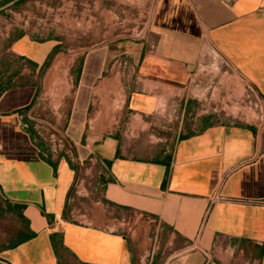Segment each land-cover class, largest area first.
I'll list each match as a JSON object with an SVG mask.
<instances>
[{"label": "crops", "instance_id": "obj_1", "mask_svg": "<svg viewBox=\"0 0 264 264\" xmlns=\"http://www.w3.org/2000/svg\"><path fill=\"white\" fill-rule=\"evenodd\" d=\"M17 1L1 0L0 9ZM114 7L131 36L68 64L74 83L63 133L72 161L45 160L31 137L37 84L0 92V262L264 264V0ZM58 48L54 38L20 33L7 52L37 72ZM55 57L57 69L66 63ZM195 103L204 109L190 120ZM87 162L99 165L102 205L142 217L154 240L144 231L133 243L117 217L73 218L69 196ZM6 217L16 223L10 229Z\"/></svg>", "mask_w": 264, "mask_h": 264}, {"label": "rangeland", "instance_id": "obj_2", "mask_svg": "<svg viewBox=\"0 0 264 264\" xmlns=\"http://www.w3.org/2000/svg\"><path fill=\"white\" fill-rule=\"evenodd\" d=\"M114 3L115 0H22L0 9V79L14 86L21 83L38 85L37 98L29 109L28 122L35 141L44 144L47 150L50 148L59 153L67 149L72 151V148L67 147L63 133L66 104L70 101L74 83L69 77L68 64L74 60L72 65L76 67L87 50L107 41L131 36L130 22L126 24L125 16L116 15ZM127 19H130V15ZM20 33H27L34 40L54 38L59 41V48L37 72L27 60L7 52L9 43ZM55 56H61L66 63L47 80V69ZM194 108L189 115L190 120L195 113L204 109L197 103ZM247 115L249 118L254 113L248 111ZM80 167H89L90 170L84 174L80 169L79 176L85 179L80 189L79 185L72 188L69 196L68 206L79 211L74 219L99 224L98 215L117 217L119 223H123L118 230L131 237L133 243H138L140 238L137 236L144 231L154 240L155 233L142 221V217L135 216L129 210H112L113 214H110V209L102 205L101 185L96 183L95 178L99 168L97 162H87ZM80 213L90 217H78ZM2 219L7 229L16 224L11 217ZM103 224H110V221L104 219ZM150 247L152 249L153 243ZM151 251L156 253L159 250H148V255ZM146 260L147 257H144L141 264H145Z\"/></svg>", "mask_w": 264, "mask_h": 264}, {"label": "trees", "instance_id": "obj_3", "mask_svg": "<svg viewBox=\"0 0 264 264\" xmlns=\"http://www.w3.org/2000/svg\"><path fill=\"white\" fill-rule=\"evenodd\" d=\"M50 56H51V55L48 56L47 60H46L45 63L43 64V66L48 62V59H49ZM27 62H28V64L31 65L32 67L35 66L34 63H32V62H30V61H27ZM19 85H20V84H19ZM21 85H23V83H21ZM12 86H14V85H13V84H10V82H3V81L0 79V92H1L3 89L8 88V87H12ZM29 131H30V134H31V137H32L33 141L38 145L39 149L41 150V154H42L43 158H44L45 160H47V161H50L49 157L43 155L44 153H47V154H48V152H47V148L45 147V145L42 144L41 142H40V143H39V142H36L35 139H34V133H33V131H32L31 129H29Z\"/></svg>", "mask_w": 264, "mask_h": 264}, {"label": "built area", "instance_id": "obj_4", "mask_svg": "<svg viewBox=\"0 0 264 264\" xmlns=\"http://www.w3.org/2000/svg\"><path fill=\"white\" fill-rule=\"evenodd\" d=\"M209 53H210L211 56H213V57H217V53L215 52V50H214L213 48H210V49H209ZM66 142H67V140H66ZM67 147H68V148H71L68 142H67ZM47 152H48V154H47V153H44L43 155H44V156H47V155H54V154H55V155L62 154V155H64V156H66V157L69 159V161H72V159H73L72 151H71L70 149L64 150L62 153H59L57 150H53V149H50V148H49V149L47 150ZM75 185H80L79 180L76 182ZM76 192H77V190H76ZM0 263H1V264H5V263H3V262H0Z\"/></svg>", "mask_w": 264, "mask_h": 264}, {"label": "bare ground", "instance_id": "obj_5", "mask_svg": "<svg viewBox=\"0 0 264 264\" xmlns=\"http://www.w3.org/2000/svg\"><path fill=\"white\" fill-rule=\"evenodd\" d=\"M68 61V60H67ZM61 64V58L59 57H55V59L53 60V63L51 65V67L48 69L47 71V76H46V79H50V77H52V75L56 72L58 65Z\"/></svg>", "mask_w": 264, "mask_h": 264}]
</instances>
